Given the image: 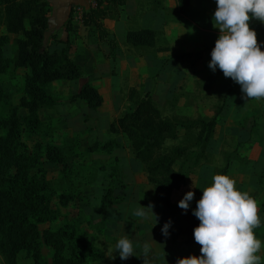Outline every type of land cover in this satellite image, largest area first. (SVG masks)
<instances>
[{"label": "trees", "instance_id": "obj_1", "mask_svg": "<svg viewBox=\"0 0 264 264\" xmlns=\"http://www.w3.org/2000/svg\"><path fill=\"white\" fill-rule=\"evenodd\" d=\"M96 1L97 5L83 14V24L95 26L98 49L113 59L111 75L114 87L117 74L114 50L117 42L103 26L102 19L116 16L114 14L119 17L117 5L123 0ZM104 1L108 3L107 9L101 7ZM177 1L180 11H184L190 0ZM49 11L48 0H0V74L9 70L15 72L19 68L24 69L22 80L17 87L20 92L18 101L9 106L7 115L0 114V256L3 264H17V254L24 250L30 253L34 264H85L88 259L102 264V257L92 249H88L86 254L78 253L74 246L71 253L65 255V250L73 240L79 239L81 242L82 237L87 235L86 231L79 234L76 224L66 222L54 230L39 229V225L51 218V206L55 199L43 163L48 161L63 164L72 152H68L64 146L51 142L44 144L38 140L28 150L22 137L25 133L38 134L41 123L38 112L41 108H55L60 104L45 87L60 80L75 82L82 76L79 66L66 53L65 47L49 44L51 40H54L55 44L61 43L54 33L47 34ZM69 24L68 20L67 25ZM157 35L158 32L151 28L129 30L126 33V42L138 47H152L156 44ZM8 42L12 44L15 53L12 58L8 57L7 49H4ZM158 49L167 51L168 47ZM200 56L201 52H189L178 54L172 59L193 63ZM170 58L171 56L164 60ZM1 84L0 79V92ZM69 97L70 101L83 99L87 108L93 110L103 105L102 94L89 82H83ZM126 101L130 109L112 120L107 130L124 136L131 156L144 167L157 202L175 222V230H170L172 237H181L186 244L196 245L193 229L200 221L194 216L193 209L197 201L193 199V206L185 212L171 201V195L186 186L187 179L192 180L188 186L194 192V174L202 164L209 161L207 143L220 121L226 96L222 105L207 118L164 117L150 93L146 92L140 96L136 87L128 89ZM170 104L175 107V101H170ZM21 108L25 110L22 119L18 114ZM65 121L67 127H70L68 115ZM181 132L194 135L195 149L192 145H174L165 149V142L178 139ZM119 144L117 138L105 142L96 140L87 146V151L100 149L110 154L109 147L113 148ZM108 154L99 157L109 158ZM114 156L117 164L118 156ZM121 159V163L115 167L106 168L103 164L96 168L91 195L60 192L56 194L58 204L68 206L80 200L93 207H105L113 196L115 186L112 182L117 176V170L122 174V169L126 167L125 157ZM231 162L227 155L224 167L219 169L217 174H226L231 169ZM175 164H178L177 168ZM116 182V185H125L122 180ZM194 196L197 197L196 194ZM199 199L200 197L197 200ZM43 246L53 251L49 261L43 258Z\"/></svg>", "mask_w": 264, "mask_h": 264}, {"label": "crops", "instance_id": "obj_2", "mask_svg": "<svg viewBox=\"0 0 264 264\" xmlns=\"http://www.w3.org/2000/svg\"><path fill=\"white\" fill-rule=\"evenodd\" d=\"M48 1L50 11L47 34L54 33L61 41L55 44L56 42L51 40L49 44L65 47L66 53L75 60L82 73L81 78L75 82L60 80L51 84L56 88L63 86L66 88L65 91L68 89L69 95L83 82L95 86L103 96V104L106 103V99L110 103L109 106L106 105V112L101 110L106 113L104 129L107 130L112 120L130 109L126 101L130 87H136L140 96L146 92L150 93L161 111L164 102L175 101L176 113H184L190 118H194L193 114L197 113L201 117H209L211 114L209 115L207 111L213 113L222 105L226 96L220 121L207 143L209 161L196 170L194 193L201 198L203 188L210 184L209 178L212 176H207L206 173L222 169L228 155L232 162L231 169L226 174L236 180V187L249 192L258 201L257 215L264 217V100L245 102L239 84L231 78H226L219 68L213 72L209 67L211 50L219 35V29L214 28L212 23L216 0H190L184 11H180L177 0H123L118 4L119 17L118 14H114L116 16L102 19L103 26L117 42L114 56L117 59L118 77L115 76L114 87L111 75L113 59L98 49L95 26H86L83 19L81 21L77 18L79 12L76 8L80 7L85 13L91 8L89 1ZM107 6L106 1L101 3L103 9H107ZM250 27L255 29L264 50V24L254 19ZM141 28H151L158 32L155 46L138 47L126 42L127 31ZM164 46L168 47L167 51L158 49ZM4 49H7L8 57H14L10 42L5 44ZM155 49L156 55L151 52ZM189 52H201V56L193 63L177 62L172 59L178 54ZM169 56L170 59L164 60ZM19 70H23L24 73V69L20 68L15 72ZM3 75L4 73L0 74V78ZM195 80L203 81L204 85L195 87ZM51 84L47 85L45 90L58 99L60 104L55 108H41L39 115L42 111H47L58 118L61 116L64 121L68 115L69 120L73 119L69 128H73L75 133L84 134L88 143L94 140L89 133L90 130H86L84 124L81 125L82 122L85 123L87 119L85 114L90 110L85 101L80 98L74 101L63 100L57 92L53 93L48 89L52 87ZM213 101L214 105L218 104L212 109ZM126 105L129 106L126 108ZM123 138L124 136H121L120 139ZM123 156L126 167L121 171V180L125 185L114 184L113 196L105 207H93L90 204H86L85 207L86 215L89 217L93 215L91 219L94 218L101 223L104 236L111 241L112 250L115 249L118 238L122 236L127 235L133 241L136 255L121 260L117 251L113 253L116 259L129 264H144V261L146 264H175L178 258L192 255L193 253L185 250L188 244L181 237H172L170 230H175V222L157 202L156 197L154 195L152 199H148V196L141 197V187L153 190L144 167L129 151L126 150ZM139 204L153 205L158 221L155 225L154 217L144 220L133 216V211ZM168 221H171V224L168 229L169 235L166 237L162 235L161 229ZM260 228L264 229V223L254 229V234ZM145 242L151 246L146 257L143 255Z\"/></svg>", "mask_w": 264, "mask_h": 264}, {"label": "clouds", "instance_id": "obj_3", "mask_svg": "<svg viewBox=\"0 0 264 264\" xmlns=\"http://www.w3.org/2000/svg\"><path fill=\"white\" fill-rule=\"evenodd\" d=\"M254 19L264 24V0H216L212 23L219 29V35L211 50L209 67L213 72L219 68L226 78L239 84L245 102L264 100V50L255 29L250 27ZM236 183L227 174L212 176V183L203 188L193 209L200 221L193 229L200 255L178 258L175 264H264V256H261L264 241L254 234V229L264 223V217L257 215L258 201L236 187ZM194 195L189 190L178 202L185 212ZM133 216L144 220L154 217V225L158 222L152 204H139ZM170 224L171 221L165 222L162 235H169ZM150 248L145 242V257ZM117 251L121 260L136 255L133 241L127 235L118 238L108 257L115 260L113 253Z\"/></svg>", "mask_w": 264, "mask_h": 264}, {"label": "rangeland", "instance_id": "obj_4", "mask_svg": "<svg viewBox=\"0 0 264 264\" xmlns=\"http://www.w3.org/2000/svg\"><path fill=\"white\" fill-rule=\"evenodd\" d=\"M49 37V35H47ZM13 49V48H12ZM103 52V51H102ZM151 52L156 55V49L151 50ZM171 55V54H170ZM186 62V61H185ZM23 70H19L18 72L13 71H7L4 73L3 77H1V86L2 91L0 92V114L1 115H7L8 114V108L9 106L15 104L18 101V97L20 95L19 89L17 87L20 85V82L22 80ZM19 75V76H18ZM17 76L19 78H17ZM117 76V74L115 75ZM118 77V76H117ZM20 80V82L18 81ZM116 80V79H115ZM57 82V81H55ZM195 87H202L204 85L203 81L195 80ZM58 84V83H57ZM52 87H49L48 89L51 90L53 93H58L60 95V98L63 100H69V90L66 88L64 89L63 86L54 87L53 84H51ZM54 87V88H53ZM71 92V91H70ZM210 98H208V102ZM70 101V100H69ZM178 102V100L176 101ZM183 103V102H182ZM181 103V104H182ZM218 103L214 105V101L211 104V108L213 109V106H216ZM106 105H110L109 101L106 99V103H104L101 107L97 108V110L90 109L88 110L86 115L85 123L82 122L81 125L86 126V130H90V135L92 136V139H96L100 142H105L111 138H117L118 143L120 142L119 146L109 147L111 150V153H104L98 150H94L92 152L87 151L88 144H92V142H95L94 140H90L89 143L86 142L85 135H81L78 133H75L73 131V128H69L66 125V121L62 119L60 116L59 118L55 115L48 114L47 111H42L39 115V119L41 121L40 123V129L38 131L37 135H27L26 133L23 134L22 141L25 144V146H28V150L32 148L33 143L38 140L41 143L45 142H51L53 144H57L60 146H64V148L68 152H72V155H68L65 159V162L63 164L59 163H52L45 161L43 163V167L46 168V178L49 180L50 188L55 193V199L53 202L52 210H51V218L39 225V229H56L59 226L64 225L66 222L74 223L77 225V231L80 234L82 231H86L87 235L82 237L81 242H79V239H75L72 241L69 247L65 250V255L71 253V249L75 246L78 253H85L88 249H92L94 252H98L100 256L102 257V264H124L123 262L117 260H112L108 257L109 250L111 248V241L104 236L103 229L101 226V223L98 221H95V219H91L93 215L87 216L85 211L86 202L85 201H77L76 203L69 204L68 206H60L57 199V193L60 192H67V193H75V194H86L91 195L92 194V188L94 183V177L96 175V168L99 167V165H105L106 168L109 167H115L116 165H119L121 162V158H123V155L125 154L124 151H129L128 148V142L123 138L121 140V134H116L109 132L108 130L104 129V122L106 121V113L102 112L107 111ZM177 105V103H176ZM129 105H126L127 108ZM77 108V107H76ZM173 108V110H172ZM162 116L167 118H180V119H186L190 118L188 115L181 113H176V110L174 107L168 103L164 102L162 107ZM94 111V112H93ZM174 111V112H173ZM206 112V111H205ZM212 111H207V113L210 115ZM18 114L20 118L22 119L25 110L19 109ZM194 118L201 117L200 114H193ZM111 119V117H109ZM70 125H72L71 122H73V119H70ZM79 124L81 123V120L79 119ZM77 126V125H76ZM45 132H48V134H45ZM47 136V137H46ZM99 136V137H95ZM194 135H185L184 132H181L179 135V138L176 140H167L165 142V149L174 146V145H185L189 146L192 145V147L195 149V146L193 144ZM123 148H127L126 150ZM108 154L110 157L101 158L99 156ZM107 155V156H108ZM118 156V162L117 164L114 161L115 156ZM178 164H175V167L177 168ZM117 176L114 178L113 184H116V180H121L122 174L119 170H117ZM218 171L215 170L214 172L208 171L206 174L207 176H213L217 174ZM196 175V172L195 174ZM212 176L209 178L210 184L212 183ZM197 179V177H196ZM187 183L190 184L192 180L187 179ZM196 181V180H195ZM188 184L184 187H181L179 190H177V193L174 192L171 195V201L176 203L179 206V201L183 198L185 193L190 189ZM209 184V185H210ZM196 185V182H195ZM194 185V186H195ZM146 186V185H145ZM150 187L149 185H147ZM191 186V185H190ZM196 187V186H195ZM141 197L145 196L148 199H152L154 190L152 188L144 189V187H141ZM195 191V189H194ZM196 198L194 196L193 199L197 201L199 198L196 194ZM193 206V200L190 201L191 208ZM182 209V208H181ZM75 225V226H76ZM146 232H148L146 230ZM255 235L261 240L264 241V229L260 228L259 231H256ZM184 241V239L182 238ZM182 241V242H183ZM185 242V241H184ZM188 250L189 252L199 256L200 255V245H189L185 248V250ZM52 249L46 246H43L42 248V254L44 260H50V256L52 254ZM261 256H264V251L261 252ZM89 258V257H87ZM0 264H3L2 258L0 256ZM17 264H34L33 259L30 255V253L22 250L18 252L17 254ZM85 264H97V261H93L88 259V261Z\"/></svg>", "mask_w": 264, "mask_h": 264}, {"label": "built area", "instance_id": "obj_5", "mask_svg": "<svg viewBox=\"0 0 264 264\" xmlns=\"http://www.w3.org/2000/svg\"><path fill=\"white\" fill-rule=\"evenodd\" d=\"M89 1V5H90V7H95L96 5H97V1L96 0H88ZM84 10V9H83ZM76 11H78L79 13H78V15H77V18L79 19V20H81L82 21V19H83V14H84V11H82V9L80 8V7H78V8H76Z\"/></svg>", "mask_w": 264, "mask_h": 264}]
</instances>
